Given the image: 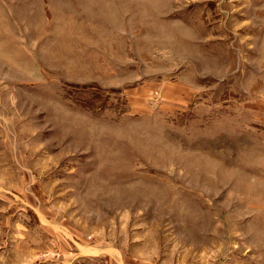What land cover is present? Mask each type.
<instances>
[{"label":"rangeland","instance_id":"obj_1","mask_svg":"<svg viewBox=\"0 0 264 264\" xmlns=\"http://www.w3.org/2000/svg\"><path fill=\"white\" fill-rule=\"evenodd\" d=\"M0 264H264V0H0Z\"/></svg>","mask_w":264,"mask_h":264}]
</instances>
